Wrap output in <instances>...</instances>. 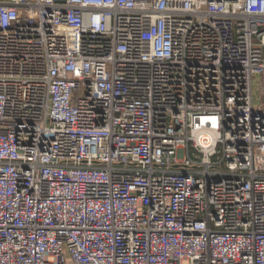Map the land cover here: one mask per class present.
<instances>
[{"label": "built area", "instance_id": "obj_1", "mask_svg": "<svg viewBox=\"0 0 264 264\" xmlns=\"http://www.w3.org/2000/svg\"><path fill=\"white\" fill-rule=\"evenodd\" d=\"M0 264H264V0H0Z\"/></svg>", "mask_w": 264, "mask_h": 264}, {"label": "rangeland", "instance_id": "obj_2", "mask_svg": "<svg viewBox=\"0 0 264 264\" xmlns=\"http://www.w3.org/2000/svg\"><path fill=\"white\" fill-rule=\"evenodd\" d=\"M255 94H256V95H258V93H257V92H256Z\"/></svg>", "mask_w": 264, "mask_h": 264}]
</instances>
